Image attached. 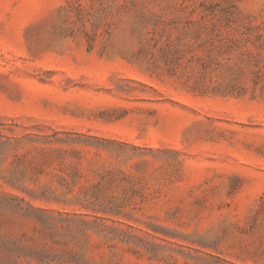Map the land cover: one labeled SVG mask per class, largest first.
Listing matches in <instances>:
<instances>
[{"label":"rangeland","instance_id":"rangeland-1","mask_svg":"<svg viewBox=\"0 0 264 264\" xmlns=\"http://www.w3.org/2000/svg\"><path fill=\"white\" fill-rule=\"evenodd\" d=\"M0 264H264V0H0Z\"/></svg>","mask_w":264,"mask_h":264}]
</instances>
